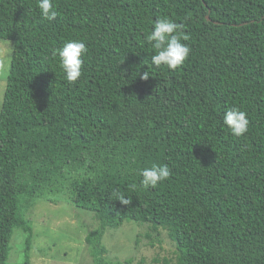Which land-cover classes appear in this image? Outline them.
<instances>
[{
    "label": "trees",
    "instance_id": "1",
    "mask_svg": "<svg viewBox=\"0 0 264 264\" xmlns=\"http://www.w3.org/2000/svg\"><path fill=\"white\" fill-rule=\"evenodd\" d=\"M53 4L48 21L38 0H0V41L12 42L0 105V264L15 230L29 264L26 214L39 202L93 215L92 264H104L105 230L124 222L165 230L174 264H264V0ZM165 17L191 49L176 70L152 65L146 40ZM73 40L87 52L69 84L52 52ZM233 107L250 121L242 137L223 124ZM153 165L171 176L144 188L140 172Z\"/></svg>",
    "mask_w": 264,
    "mask_h": 264
},
{
    "label": "rangeland",
    "instance_id": "2",
    "mask_svg": "<svg viewBox=\"0 0 264 264\" xmlns=\"http://www.w3.org/2000/svg\"><path fill=\"white\" fill-rule=\"evenodd\" d=\"M12 42L0 41V105L10 67ZM32 229L29 264H92L86 237L98 226L91 213L67 203L39 202L26 214ZM124 222L107 228L101 238L104 264L131 260V264H174L175 248L161 228ZM8 264L24 261L25 234L15 230ZM18 235V236H16ZM16 236V237H15Z\"/></svg>",
    "mask_w": 264,
    "mask_h": 264
},
{
    "label": "clouds",
    "instance_id": "3",
    "mask_svg": "<svg viewBox=\"0 0 264 264\" xmlns=\"http://www.w3.org/2000/svg\"><path fill=\"white\" fill-rule=\"evenodd\" d=\"M38 8L44 20L52 21L58 16L53 0H38ZM182 25L165 17L155 22L154 30L147 35L146 40L155 50L151 57V64L160 67L166 66L171 70L181 67L188 59L191 49L181 42L180 29ZM187 40V37H183ZM87 48L82 41H69L62 48L52 52L54 57L59 58V66L64 73V78L69 84H75L82 76L83 56ZM150 77L148 70L143 72L141 79L148 80ZM223 124L228 127L235 137H242L249 131L250 121L247 113L237 107L226 111L223 116ZM142 177L141 185L144 188L156 187L159 183L168 180L171 171L167 165H153L140 172ZM117 201L121 205L129 206L132 200L122 194L117 195Z\"/></svg>",
    "mask_w": 264,
    "mask_h": 264
},
{
    "label": "water",
    "instance_id": "4",
    "mask_svg": "<svg viewBox=\"0 0 264 264\" xmlns=\"http://www.w3.org/2000/svg\"><path fill=\"white\" fill-rule=\"evenodd\" d=\"M206 18H208V17H206Z\"/></svg>",
    "mask_w": 264,
    "mask_h": 264
}]
</instances>
